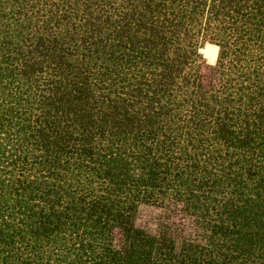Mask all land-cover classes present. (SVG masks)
<instances>
[{"label":"trees","instance_id":"16d2710c","mask_svg":"<svg viewBox=\"0 0 264 264\" xmlns=\"http://www.w3.org/2000/svg\"><path fill=\"white\" fill-rule=\"evenodd\" d=\"M0 264H264V0H0Z\"/></svg>","mask_w":264,"mask_h":264},{"label":"rangeland","instance_id":"374dc122","mask_svg":"<svg viewBox=\"0 0 264 264\" xmlns=\"http://www.w3.org/2000/svg\"><path fill=\"white\" fill-rule=\"evenodd\" d=\"M204 47L201 48V52ZM202 54L204 55L203 52ZM204 57L206 58L208 63H212V64L216 63L217 58H218L217 56L216 60L211 61L205 55ZM165 218H166V211L164 210V208L159 206V204L158 205L157 204H142L140 206L137 224L145 228L151 233H157L159 232L161 223L164 221ZM205 230L207 231V228L205 227V225H200V224L197 225L195 224V222H193L192 220H188V219L187 220L180 219L176 226V233L180 235H184L186 237H194L197 235V233H204Z\"/></svg>","mask_w":264,"mask_h":264}]
</instances>
